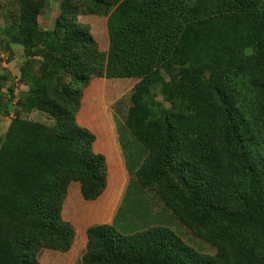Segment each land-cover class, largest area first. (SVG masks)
<instances>
[{"label": "trees", "instance_id": "1", "mask_svg": "<svg viewBox=\"0 0 264 264\" xmlns=\"http://www.w3.org/2000/svg\"><path fill=\"white\" fill-rule=\"evenodd\" d=\"M11 1L1 48L17 44L38 64L21 70L19 109L0 140V264L68 251L69 184L85 201L104 189L105 158L76 123L94 77L137 80L123 122L144 154L135 180L216 252L161 225L122 233L103 223L85 229L80 264H264V0H58L46 30L44 0ZM77 14L106 17L105 53ZM155 88L181 111L148 102ZM33 110L50 125L20 117Z\"/></svg>", "mask_w": 264, "mask_h": 264}, {"label": "rangeland", "instance_id": "2", "mask_svg": "<svg viewBox=\"0 0 264 264\" xmlns=\"http://www.w3.org/2000/svg\"><path fill=\"white\" fill-rule=\"evenodd\" d=\"M58 6V0H44L38 17V25L41 29L46 30L52 27L54 18L58 13ZM16 14L17 5L14 1L0 0V40L7 39L6 35L3 34V29L6 25L12 24ZM76 19L88 26L98 50L105 53L107 49L106 17L94 14H77ZM3 49L8 53L9 58L7 68H0V106L2 109L0 113V140L4 136L10 120L16 116L19 109L18 101L13 103L10 94L13 81L18 79L20 82L21 70L33 72L38 64L37 59L27 60L24 58L22 49L17 44H10L9 50ZM92 80L93 82L96 80L92 86L96 89L92 88L93 93L89 92L87 97L81 95V106H79L76 114V121L77 123L92 121L94 128L100 129L99 124L105 123L107 118H112L110 120L112 125L109 126L107 123L108 127L105 125L102 132L119 133L123 141L122 145H135L130 146L123 154L124 161L128 164L135 159L134 156L138 153L137 142L131 141L132 137L123 124L127 117V108L130 105L129 96L133 91L134 79L94 77L86 87ZM103 80H106L105 84H100L99 81ZM86 87L82 88V94H84ZM27 89L28 86L25 84L24 92ZM162 97L159 90L155 88L149 91L146 99L148 102L155 101L161 104V107L174 112L181 111L177 103H175L176 105L170 104ZM95 109H98V112H95L93 117ZM77 116L81 120H77ZM20 117L38 121L45 125L51 123V119L46 114L35 110L28 114L20 113ZM118 122L122 124L120 125ZM121 159H123L122 156ZM127 170L128 166H126ZM126 171L123 172L124 174L122 172L107 174L106 185L96 200L85 201L79 193V188L76 186L68 188L62 204L61 215L62 219L69 222L74 229L71 246L66 252L39 249L37 252L38 264H80V258L85 251V229L103 223L114 226L122 233L161 225L172 230L185 244L199 253L213 255L216 252L214 246L197 237L181 224L172 212L163 205L153 190L140 188L132 175L133 173Z\"/></svg>", "mask_w": 264, "mask_h": 264}, {"label": "crops", "instance_id": "3", "mask_svg": "<svg viewBox=\"0 0 264 264\" xmlns=\"http://www.w3.org/2000/svg\"><path fill=\"white\" fill-rule=\"evenodd\" d=\"M95 82H96V80L94 82H93V80L91 81V83L88 85V87L85 88L86 90H85L84 94H82V96L84 95L85 97H87L88 93L92 92V88L96 89V87H92ZM99 82H100V84L101 83L105 84L106 80L99 81ZM133 82L135 84V79ZM80 101H81V99H80ZM80 106H81V103H80ZM95 112L97 113L98 109H95L93 117L95 116ZM111 119L112 118H107V120H105V123L99 124L100 129L94 128V124L92 123V121H87L84 123L83 122L77 123V121H76V123L78 125L80 124V125L87 127L86 129L93 134L94 141L92 143V150L95 153H99V154H102L104 156L105 161H106L107 174L121 173V172L123 173L124 171H126V166H128V170L126 172L133 173L132 175L134 176V172L137 169V167L141 161V159L139 160V158H140V156L142 158V155H144L142 152V149H141L140 145L138 144V142L135 141L134 138L130 135L132 137L131 141L137 142L136 145L138 148V153H137V155L134 156L135 159L133 161H130L128 164H126L124 161L123 154L126 153V150L130 146H135V145H129V146L122 145L121 143L123 141H122L121 135L119 133H113V131H110V133L109 132H107V133L102 132V131H104V126L107 125V123L109 124V126L112 125L111 121H110ZM77 120H81V119H79V116H77ZM118 123L120 125L122 124L120 122H118ZM83 126H81V127H83ZM107 127H108V125H107ZM96 129L98 130V132L96 131ZM121 156L123 159H121ZM132 162H133V164H131ZM128 178H129V176H128ZM127 184L128 183L126 182V185ZM71 186H76V188H79L78 183H76V182H71L69 184L68 188Z\"/></svg>", "mask_w": 264, "mask_h": 264}, {"label": "built area", "instance_id": "4", "mask_svg": "<svg viewBox=\"0 0 264 264\" xmlns=\"http://www.w3.org/2000/svg\"><path fill=\"white\" fill-rule=\"evenodd\" d=\"M8 53L1 48L0 45V68L5 69L8 66ZM22 91L21 83L18 79H14L13 84L11 86L10 94L12 96V102L15 103L18 101L19 94Z\"/></svg>", "mask_w": 264, "mask_h": 264}]
</instances>
